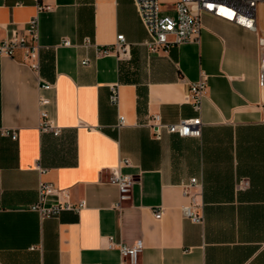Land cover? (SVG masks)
Returning <instances> with one entry per match:
<instances>
[{"label":"crops","instance_id":"obj_1","mask_svg":"<svg viewBox=\"0 0 264 264\" xmlns=\"http://www.w3.org/2000/svg\"><path fill=\"white\" fill-rule=\"evenodd\" d=\"M175 1L158 0L161 12L171 15ZM40 2L48 8L0 0V41L36 17L38 44L37 70L21 48L0 55V264H122L117 244L136 239L137 264H264V4L254 30L202 11L196 40L148 53L132 0ZM118 34L125 49L101 53ZM201 77L197 111L187 95ZM152 114L163 123L198 116L200 134L156 139ZM112 171L132 178L128 198L108 181ZM191 177L200 222L181 212L180 184ZM40 182L82 206L41 218L29 208Z\"/></svg>","mask_w":264,"mask_h":264},{"label":"built area","instance_id":"obj_2","mask_svg":"<svg viewBox=\"0 0 264 264\" xmlns=\"http://www.w3.org/2000/svg\"><path fill=\"white\" fill-rule=\"evenodd\" d=\"M137 10L138 16L146 30L147 39L144 42L148 53H157L164 51L173 45L182 42L196 40L199 36L201 24L200 14L202 11L210 12L216 16L225 18L230 21H235L250 29H255L256 8L257 5L264 0H176L173 4V13L163 14L161 12L158 0H132ZM37 9L48 8L40 0H35ZM218 7H223L232 13V17L221 14ZM238 17H243L248 22H240ZM64 44H68L65 40ZM126 47L122 34L116 36V41L109 47L100 50L101 53L110 51L119 52ZM17 48L24 51L23 61L33 70L38 69L37 58V19L32 17L27 21L25 33L18 34L11 30L8 35L0 41V55H11ZM259 61H258V86L264 89V35L258 37ZM82 64H86L87 60H82ZM41 88H49L50 84L43 82L39 85ZM206 81L201 77L198 81L191 83L188 89L187 99L193 105L195 110H199L200 100L205 93ZM110 100L113 103L117 102V91L111 89ZM46 99L39 97V103L43 104ZM44 118V113H41ZM150 125L153 128V136L159 139L161 131L168 133H176L179 136L198 137L200 134V119L192 117L180 119L176 123H163L159 114H152L150 117ZM123 124V117L119 116L117 126ZM41 129L49 131L54 136L59 135V129L52 127L49 122L43 120ZM12 139L16 138L14 131H5ZM124 163L128 161L123 160ZM108 181L115 184L118 188L119 199L128 198L132 178L128 175H123L118 171H112ZM199 185L196 177H191L187 181H183L181 186L182 194L188 199L186 204L181 206L183 217L189 218L193 222H200L201 215L198 213V204L195 195L191 193V188ZM59 198L55 202H50V197ZM82 206V201L78 205H73L69 201V194L66 189H60L52 183L40 182L37 187V201L30 205V209L36 211L41 218L54 217L62 210L77 209ZM119 207V204H117ZM154 217L159 218L161 210L153 211ZM118 250L123 259L122 264H137L138 255L143 248L142 241L136 239L132 244L124 243L117 244Z\"/></svg>","mask_w":264,"mask_h":264},{"label":"bare ground","instance_id":"obj_3","mask_svg":"<svg viewBox=\"0 0 264 264\" xmlns=\"http://www.w3.org/2000/svg\"><path fill=\"white\" fill-rule=\"evenodd\" d=\"M218 11H219L221 14H223V15H226V16H228V17H232V13H231L229 10H227V9H225V8H223V7H218ZM238 19H239L240 22H243V23H247V22H248V21H247L246 19H244L243 17H238Z\"/></svg>","mask_w":264,"mask_h":264},{"label":"rangeland","instance_id":"obj_4","mask_svg":"<svg viewBox=\"0 0 264 264\" xmlns=\"http://www.w3.org/2000/svg\"><path fill=\"white\" fill-rule=\"evenodd\" d=\"M54 136V135H53ZM56 137V136H55Z\"/></svg>","mask_w":264,"mask_h":264}]
</instances>
